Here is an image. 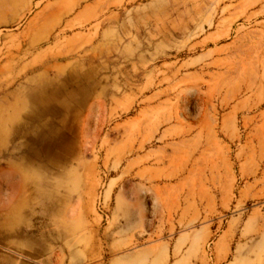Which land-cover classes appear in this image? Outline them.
I'll use <instances>...</instances> for the list:
<instances>
[{"label":"rangeland","instance_id":"374dc122","mask_svg":"<svg viewBox=\"0 0 264 264\" xmlns=\"http://www.w3.org/2000/svg\"><path fill=\"white\" fill-rule=\"evenodd\" d=\"M0 140L92 264H264V0H0Z\"/></svg>","mask_w":264,"mask_h":264},{"label":"crops","instance_id":"0c3cea01","mask_svg":"<svg viewBox=\"0 0 264 264\" xmlns=\"http://www.w3.org/2000/svg\"><path fill=\"white\" fill-rule=\"evenodd\" d=\"M76 72H70L66 80L77 74ZM63 82L62 87L71 90L70 84L74 82H70L68 86H64ZM44 83H50L48 90L55 91L54 84ZM82 87L84 90L90 88L84 84ZM90 93H93V90L90 89ZM0 142L3 143L2 140ZM29 174L30 170L24 166L0 168V264H92L94 252L90 243L85 242L84 248L77 249L76 241L65 238L67 229L62 230L64 233L62 237L59 227L47 225L55 219L46 220L42 217L39 220L38 217L26 215ZM36 176L38 177V173ZM89 235L91 237V230ZM95 258H99V255L96 254Z\"/></svg>","mask_w":264,"mask_h":264}]
</instances>
